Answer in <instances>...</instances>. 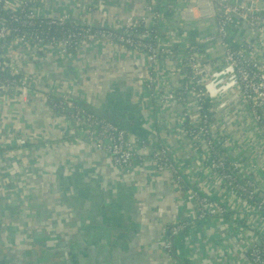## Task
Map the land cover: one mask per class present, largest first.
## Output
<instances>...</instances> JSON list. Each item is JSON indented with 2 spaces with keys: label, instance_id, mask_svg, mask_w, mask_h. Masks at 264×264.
<instances>
[{
  "label": "built area",
  "instance_id": "obj_1",
  "mask_svg": "<svg viewBox=\"0 0 264 264\" xmlns=\"http://www.w3.org/2000/svg\"><path fill=\"white\" fill-rule=\"evenodd\" d=\"M167 1L143 0L148 17L143 22L131 17L120 31L87 26L71 15L49 16L46 20L49 27L71 25L74 32L59 43L36 46H32L31 39L18 37L7 22L0 21V103L9 93L16 94L18 104L29 107L40 98L46 113H56L60 134L66 141L73 136L90 151L107 154L106 159L123 178L134 180L135 175H145L157 184L169 180L172 194L181 201L178 210L182 208L185 212L183 220L162 229V238L158 240L170 264H181L185 251L182 245L206 227L218 232L215 238L218 241L229 233L242 260L264 264V175L261 177V172L264 174V15L259 8L260 0H246L241 7L234 6L233 0H180L182 6L174 17L170 16L174 12L168 8ZM101 2L105 1L95 0L92 5L97 11L91 15L106 8ZM4 6L12 18L10 23L23 28H32L40 19V10L35 5L22 6V0H0V8ZM196 20L200 21L194 23ZM186 22L191 23V31L199 30L200 44L185 42ZM230 27L237 28L238 40L244 34L239 50L230 41ZM110 42L124 44L126 53L136 52L135 58L149 66L146 76H151L144 82L140 95L143 110L148 116H163L160 128L149 129L169 135L167 140L171 139L172 145L158 148L154 138H149L148 143L130 137L116 125L87 114L70 102L76 96L70 85L60 89L56 84L44 91L45 85L30 71L38 50L69 62L78 59L73 51L80 54L79 50L86 46ZM204 48L215 53L214 59L203 53ZM13 54L17 55L16 60ZM169 58L176 60L166 64ZM19 59L26 62L29 72L14 64ZM64 80H70L65 73ZM237 109L248 113L245 124L249 122L253 131L248 143L244 126L238 128L239 122L228 125L217 111L223 110L228 114L226 117H233ZM209 111L215 112L212 121ZM15 113L22 116L18 110ZM174 118L179 119V131L173 128ZM6 119H1L0 124L6 123ZM231 130L242 134L236 144L232 143L233 135H229ZM29 132L27 127L24 133ZM174 135L183 139L184 144L178 156L173 146ZM37 145L26 138L19 141L23 152ZM248 146L254 153L258 149L259 155H247ZM183 156L185 161L181 163ZM258 156L261 162L253 165ZM7 157L0 152V160ZM190 173L197 175L190 178ZM206 182L209 184L204 185ZM20 185L8 176L2 182L1 192L15 190ZM14 195L18 201L24 198V192ZM26 200L30 198L23 199L28 214L32 209L31 202ZM206 220V226H194ZM232 228H238L235 234ZM174 241H177L176 253ZM238 264L242 263L238 261Z\"/></svg>",
  "mask_w": 264,
  "mask_h": 264
},
{
  "label": "crops",
  "instance_id": "obj_2",
  "mask_svg": "<svg viewBox=\"0 0 264 264\" xmlns=\"http://www.w3.org/2000/svg\"><path fill=\"white\" fill-rule=\"evenodd\" d=\"M47 1L53 2L54 0ZM102 1L105 2H101V4L106 5L108 8V15L106 18H104V20L99 18V15H91V13H88L87 15V18L94 26L102 27L111 31H120L125 24V21L129 18L132 17L139 20L140 22H143L144 19L148 17L144 11L143 0L140 5L136 6H134L136 0ZM167 2L168 8L174 12L173 14L169 15L172 17L176 16L178 14L179 8L182 6V2L180 0H168ZM55 3L56 4L47 11L50 16H73L69 11L72 4L71 0H67L62 3ZM82 7V14L88 12V10L85 9L87 7L86 3L82 5ZM133 8L138 10V12L131 14ZM57 9L60 10V15L55 13V10ZM118 10H121V13H119ZM79 11L80 9H77L76 12L79 14ZM74 16L76 17L75 14ZM199 21L200 20H196L194 23H198ZM201 24L204 25V22L201 21ZM191 27L192 25L190 22L185 23V27L183 28L185 37H187L185 42H188V38L191 37L188 35L192 32ZM196 33L199 35V30L196 31ZM12 50L13 49L9 50V52L11 53ZM79 51L80 57H78L76 70L81 74V78L74 82H72L71 79L69 80L70 86L76 90V96L73 97L72 100H81V97H83L84 99H82V101L88 103L95 100V97L97 99L99 96H101L106 87H108V92L116 93L118 84L121 82H126V84L131 86L130 88H133V90H130L133 92L132 96L134 97V100H136V102L138 101L137 96L142 95L141 92L144 87V82L148 80L151 75L146 76L150 68L147 66L145 61L144 63H142L140 59L135 61V56L137 54L136 52L132 51L122 53L121 49L112 42L109 44L98 43L92 45L91 47L86 46ZM84 55H86L85 58L83 57ZM12 57L14 60L17 59V55L13 54ZM47 57L49 60H46V62L40 60L30 66L31 73L37 75V78L40 80V84L45 85L46 89L44 91H49V87L53 88L56 86V84L61 85L62 83L59 81V78L64 77L65 68L69 66L68 60L62 62L59 56H52L47 53ZM89 58H91V60ZM57 59L58 61H56ZM175 60L176 59L169 58L166 64L172 63ZM14 64L17 65L19 69L22 68L24 72H29V70L25 68L26 62H24V60L21 61L19 59ZM63 81L65 88L69 87L64 79ZM132 84H135V86ZM40 92L41 90H39V93ZM78 93L82 94L80 98ZM1 102L0 121L1 119L7 118L9 119V122L7 126H0V152L6 153L8 156L6 159L0 160V195H3L4 193V191L3 193L1 192L2 182H4L8 176L12 177L14 183L20 182L22 186L17 187L15 190L8 191V197L15 196L13 205L16 207L14 211L11 212V214H8V211H5L6 217L12 216L10 220L6 219L4 223L5 226L8 225V227L11 229V233L13 235V244H10V246L14 247L15 245L14 249L18 250H20V248H33V246L36 244L34 242L27 244L29 243V240L26 238V236L28 235L29 239L33 238V241L34 237L37 236L38 240L40 241L37 243V250L41 253V245L45 247V242L49 240V237H43L46 235V231L50 229L56 233V231H58L60 227L64 225L65 230L61 232L59 230L58 235L55 237L54 243L51 242V244L53 246L52 249L58 248L57 254L61 255L64 250H66L68 254L77 236L80 237V229H82L84 225L92 222L94 217H97L96 221L98 219L100 220L101 218H105V220L113 227L121 225L124 220L126 221L127 218L124 217L123 214L132 207H130L128 204L125 206L122 204L121 206H118V203H120V198L127 199V197H130L131 192L139 190L138 188L140 187L143 190V200H138V202L140 203V215H143V219L141 218L140 225L138 223L136 226L134 225L132 227L133 230L136 229L138 231V235L136 236L135 233L132 235V237L128 236L127 239L128 244H131L132 240L140 239V242L143 245V250H139L140 252L133 259L132 255H134L135 252L131 247L123 257L119 255L121 252H119V254L114 253L112 257L113 263L170 264L168 255L165 254L164 250L158 244V234L161 228H165L162 226L168 227L169 223L171 222L183 220L185 218V212L182 210V208L178 210L180 204L175 202L169 203L168 207L166 208L161 205V199H165L166 202H168L169 199L174 200V196L176 197V195L172 194L173 192L171 191V187L169 185L163 183V185L166 187V190L170 191V193H166V191H164L163 187L161 186L162 183L157 184L152 180L134 181L129 179L128 181H125L126 179L123 177L122 181L115 180L114 176L110 172L112 170V166L108 160L106 158H102L101 160L100 156L103 155L85 148L83 141L73 137L69 139V142L71 143H68L66 146V142L68 141H66L60 134L59 121H57L58 118H52L51 114L49 115V113L45 112V109H43L42 105L43 101L40 98H36L34 105L29 107L27 104H18V98H16V94L9 93L4 95V98ZM139 102V110L140 108L142 109V113L139 114V120L143 129L148 131L150 127L160 128V120L163 116H159V118H157L155 115L148 116L143 111V101L139 99ZM17 110L22 116H19L15 113ZM217 111L220 112V118H224L228 125L239 122L238 128L243 129L244 126L247 136L246 143H248L249 137L253 138V136H251L253 131L250 130L249 122L245 124V121H247L248 118L247 111L243 113L237 109L236 112H234L233 117H226L228 114L223 110ZM209 112L211 114L209 119L212 121L215 112ZM122 114L126 116L129 115L127 111L123 110ZM173 121V128L175 131H179L177 127L179 119L174 118ZM60 123L63 124V121ZM0 125H3V123ZM27 127L29 128L30 132L24 133L27 130ZM229 135H233L234 137L232 140L233 144L239 142L242 136L240 132L233 130L229 131ZM23 138H26L28 141H35V144L38 145L31 147L28 152H23L19 147V141ZM174 139H176V141L173 143V146L178 150V156L181 146L184 145L182 142L183 139L179 140L175 137V135ZM2 144L5 146V149L1 148L3 147ZM243 146L244 144L239 150H242ZM251 148V146H248L249 151ZM256 154H258L257 151H255L252 156ZM25 160L26 162H24ZM252 163L255 165L259 164L260 162L252 161ZM82 168L84 169V172H80ZM67 174L70 176H66ZM107 174L111 175L109 176ZM195 175L197 174L190 173V178L194 177ZM54 176L56 178V186L60 187L59 193L57 195L51 194V183ZM30 177L33 178L27 185V180H29ZM78 178H80L79 182L85 186L76 183L79 180ZM89 179L93 180L91 181ZM91 183L98 185L100 183L105 189H103L102 186H100L102 191L96 188V190L100 192V194L96 195L98 202L92 204L91 207L89 206L90 209H85L86 201L83 197L85 192L95 195V193L92 191L95 190V188H93ZM208 184L209 183L207 182L204 183V185ZM121 188L128 189V193L120 196L119 192ZM21 192H24L23 197L25 199L30 198L31 204L33 203V200L37 199L40 202V198L42 197L45 199L44 202L46 209L47 207H50L49 200L52 201V204L62 203V207L61 209L53 208L54 210L52 215H50V217L53 218L43 221L42 214L36 209H32L28 214H25L26 205L23 203L24 198L22 199L21 197V200L18 201V197L14 195L16 193L20 194ZM69 192H73V194H70ZM163 193L171 195V197L163 198ZM159 194H161V196H159ZM31 197L37 198L33 199ZM177 200L180 201L179 198H177ZM147 211H151L154 217L147 218L146 222L144 220L147 217ZM13 213H16V215ZM114 218L116 219L112 223L111 221ZM51 220L53 221L52 223H50ZM148 222H151V224L148 225ZM69 229L71 230L68 232L66 240H64L66 231ZM237 229L238 228H232V232L235 234V230ZM73 230H77L74 236L71 234ZM84 236L86 238V235ZM217 236L218 232L216 230L206 227L205 230H199V234L191 237L189 242L184 243L180 241L184 243L182 246L185 251L182 256L186 261L185 264H238V261L242 264H249L247 260H242L237 256V251L234 248L236 245L229 236V233L223 234L222 241L216 240L215 238H217ZM69 238H71V240H69ZM81 238L83 239V237ZM24 240L26 244L23 243ZM80 241L82 240L79 238V242L77 243V253L79 256L82 254H87L85 252V248L87 249L89 245H92L90 240L85 239L84 242L86 245L80 246ZM174 242L173 251L176 253L177 241ZM44 247L43 249L47 250V248ZM17 257L18 256H15L14 258ZM126 257H130V259H126ZM17 259H19V257ZM22 260H20V262ZM182 262L183 261H181V263ZM52 263H54V260H51L47 264ZM33 264H40V262L38 260H34ZM55 264L62 263L56 262Z\"/></svg>",
  "mask_w": 264,
  "mask_h": 264
},
{
  "label": "trees",
  "instance_id": "obj_3",
  "mask_svg": "<svg viewBox=\"0 0 264 264\" xmlns=\"http://www.w3.org/2000/svg\"><path fill=\"white\" fill-rule=\"evenodd\" d=\"M5 1H7V0H5ZM164 1H167V0H164ZM71 2H72V4L70 6L69 11L73 15V17L75 19H78V22H84V25L94 26L93 24H91V22L87 18L88 12H86L84 14H82V13L78 14L76 11H77V9H82L83 8L82 5H84L85 3H88V5L93 4L95 2V0H80V1L79 0L78 1L71 0ZM55 4L56 3L54 1L49 2L47 0H22V6L28 7L31 5H35L37 7V9L40 10V19L36 20L34 23V26L30 29L23 28L22 26L15 24V23H10V20H12V18L9 14L8 9L5 8L6 6H4L3 8H0V21L7 22L9 24L10 28L13 29L16 32V35L18 37H20L21 39H31L32 40V46H36L37 44H40V43H44V44H47L50 42L59 43L67 35L73 33L74 28L71 25H67L64 28H58V27H49L46 24V20L50 16L47 13V11ZM85 9L88 10V7H86ZM59 11L60 10L57 9V10H55V13L60 15L61 13ZM74 14L76 15V17L74 16ZM53 17H55V16H53ZM85 21H87L89 23H87ZM85 28H87V27H85ZM117 33L123 35V32H117ZM229 33H230V39H231L230 41L233 44V48L238 49V50L241 49L242 37L244 34H242L238 40L239 32H238L237 28L230 27ZM188 35L191 36L188 38L189 42L200 44V40H201L200 34L198 35L196 33V31H192ZM40 41H42V42H40ZM114 44H116L121 49L122 53H124L125 49H127L126 46L120 42H116ZM41 48L43 49V47H39L38 49H41ZM204 51L205 52H203V53H205L209 58L214 59L215 53L212 50L204 48ZM130 52H132V51H130ZM73 53H74L75 57H77V58L80 57V55L78 54L77 51H73ZM138 54H140V53H138ZM40 60H42L44 62H46V60H49L45 51L38 50L36 52V59L34 61L37 62ZM138 60H139V58H135V61H138ZM77 61H78V59L70 60L68 63L69 66H67L65 68V71H64V73L69 77V79H71L72 82L81 78V74L78 73L76 70ZM181 81H183V80H181ZM66 83L68 85H70L69 81H66ZM132 85L135 86V84H132ZM130 87L131 86L126 84V82H121L120 84H118L116 93L108 92V87H106V89L102 93V95L98 97L102 100V106L101 107H98V106L91 107V108L89 107L91 103L95 102V100L91 101V103L90 102L86 103V102H83L81 100H72L71 99L70 102L75 103V104L77 103L76 106L81 108L85 113L94 115L99 119H102L106 122H109L111 124L116 125L117 127H119V129L124 130L130 137L134 136L140 140H148L151 137V135L148 131L143 129V127L140 123V120H139V118H140L139 114L142 113V109L140 108V110H139V106H140L139 99H140V97L138 98V101L136 102V100H134V97L132 96L133 92L130 90V89L133 90V88H130ZM107 98H112L115 101H117V105L111 106L110 104L106 103ZM95 99H96V97H95ZM122 110L129 112L130 115L133 117H130V115L126 116V115L122 114ZM100 112L104 113V115L101 116L99 114ZM103 156H108V155L103 154ZM263 175H264L263 172H261L262 178H263ZM78 179H79L78 180V182H79L80 178H78ZM91 185L93 186V188L96 189L97 185H95V183H91ZM161 186L163 187V190L166 191V193H170L169 190H166V187L163 185V183L161 184ZM138 189L139 190H137V191L131 192L130 197H127V199L120 198V203H118V206L119 205L121 206V204L123 206L128 204L130 207H132L130 210L132 211V214H134V215L137 214L136 212L139 211V208H140V203L138 202V200H141V199L143 200V198H142L143 190L140 187ZM119 194H120V196H123V195H125V192H123L122 189H120ZM164 195H168V194H164ZM128 199H131V202H127ZM69 200H71V199H69ZM206 224H207V220L200 223V224H195L194 226L201 227V226H206ZM62 253L66 254V256H67L66 250H64ZM14 259H16V258H14ZM18 262H20V260H18L17 263ZM2 263L8 264L7 261H1L0 264H2ZM55 263L56 262H54L52 264H55ZM185 263H186V261L183 260V262L181 264H185ZM20 264H33V263L32 262L24 263V261H23V262H20Z\"/></svg>",
  "mask_w": 264,
  "mask_h": 264
},
{
  "label": "rangeland",
  "instance_id": "obj_4",
  "mask_svg": "<svg viewBox=\"0 0 264 264\" xmlns=\"http://www.w3.org/2000/svg\"><path fill=\"white\" fill-rule=\"evenodd\" d=\"M141 2H142V0H136V3L134 4V6L140 5ZM96 4H97V2H96ZM107 9H108L107 7L106 8H103L102 11L100 12V14L97 13L95 15H99L100 16L99 18H102L104 20V18H106L107 15H108ZM96 10L97 9L95 7H90L89 10H88V13H93ZM118 12L121 13V10H118ZM134 12H138V10H136V9L133 8V10L131 11V14H133ZM113 36H114V34H113ZM89 59L91 60V58H89ZM107 59H108V57H107ZM63 79H64V77H60L59 78V81L62 83L61 85L58 84V87L60 89H65V84H64ZM81 95L82 94L78 93L79 98L81 97ZM139 97H140V95H138V98ZM81 98L84 99L83 97H81ZM82 99H81V101H82ZM88 100H89V98H88ZM90 103H91V101H90ZM106 103L110 104L111 106L112 105H117V101H115L112 98H107ZM96 106H98V107H101L102 106V100L100 98L95 99V102L94 103H91L89 107L91 108V107H96ZM58 114H60V113H58ZM51 115H52V118L57 117V116H55L56 113H52ZM129 115H130V113H129ZM130 117H133V116L130 115ZM8 122H9V119H6V123H3V125H0V126H7L8 125ZM172 130L173 129H171V131ZM148 131H149L150 135L155 134L152 137H150V139H153L154 138V139L157 140V143L156 144H158V148H165L167 146L172 145L171 139L169 141L167 140L169 138V135L166 136L165 134L160 133V132H158L155 129H149ZM171 136H172V133H171ZM72 137L73 136H69V137H67V139L72 138ZM149 142L150 141L148 140V143ZM173 142H174V140H173ZM68 143H71V142L68 141L66 143V146H67ZM256 151L258 152V149H256ZM252 153H254V151H252V149H250V151L247 153V155H251ZM100 158L102 160V158H107V157L106 156H100ZM180 161H181V163H184L185 156L181 157L180 158ZM258 161L261 162L259 156H258ZM72 168H73V166H72ZM80 172H84V169L82 168V170ZM110 172L114 176L115 180L122 181V175L118 172L117 169L113 168V166H112V170ZM107 175L110 176L111 174H107ZM66 176H70V175L67 174ZM32 178L33 177H30V179L27 180V185H28L29 181ZM133 178H134V181L152 180V178H149L148 176H145V175H143V176L142 175H140V176H136L135 175ZM124 179H126L125 181H128L127 178L124 177ZM89 180L92 181L93 179H89ZM78 183L80 185H82V186H85V185L81 184L80 182H78ZM165 184L168 185L169 184V180H166ZM51 185H52V192H51V194L52 195H57L59 193L60 187H57L56 186V178H55V176L53 177V181H52ZM100 186H102V184L99 183V185H97L96 188L102 191L103 186H102V188H100ZM20 187H22V186L20 185ZM47 188H49V187H47ZM103 189H105V188H103ZM121 189L125 193H128V191H129L128 189H125V188H121ZM91 190H92V188H91ZM92 191L95 193V195L100 194V192H98L96 189L95 190H92ZM160 193H161V191H160ZM70 194H73V192H71ZM71 196H73V195H71ZM159 196H161V194H159ZM170 197H171V195H164L163 196V198H170ZM36 198L37 197H34V199H36ZM174 198H175L174 200L173 199H169L168 202H166L165 199H161L160 200L161 205L164 208H166V207H168V204L169 203H173V202H175L177 204H180L181 203V201L177 200V198H178L177 195H176V197L174 196ZM13 201L14 200H13V197L12 196H9L8 197V192L7 191L4 192L3 195H0V240L3 241V242L0 241V255H3V256H0V262L1 261H7L8 264H20V262L17 263V261L18 260L25 259V260H22L21 262L24 261V263H29V262H33L34 263V260L35 261L38 260L40 262V264H47L51 260H54V262H55L60 257H61L62 260H66V258H67L66 254H64V253H62L61 255L60 254H57L58 248L57 249L56 248L52 249L53 246L51 244V242L54 243L55 237L59 233L58 231L60 230V232H61V231H64L65 230L64 225H62L60 227V229L58 231H56V233L53 232V230H50V229L48 231H46V235H44L43 237L44 238L45 237H49V240L45 242V247L43 245H41L42 246L41 247V250H42L41 253L37 250V247H38L37 243L40 242L38 240L37 236L34 237V241H33V238L32 239H29L28 235L26 236V238L29 240V243H27V244H31L32 242H34L36 244V245L33 246V248H30L29 246H27L29 248H25V249L24 248H20V250H18V249H14L15 245H14V247L10 246V244H13L12 243V237H13V235L11 233V229L8 227V225L5 226L4 223H5V220L6 219L7 220H10L11 217H12V216L11 217H8V216L6 217L5 216V211L6 212L8 211L7 213L8 214H11V212L14 211V209L16 208L13 205ZM44 201H45V199L42 198V197L40 198V202H39L38 199L36 200L37 206L39 207V204L41 205V209H36V210L40 211V213L42 214V220L43 221H47L48 219L53 218V217H50V215H52V212L54 210L53 208L61 209L62 203H59V204H55L54 203V204H52L51 203L52 201L49 200L50 207H47V209H46L45 208V202ZM26 202L29 203L30 200H26ZM34 202H35V200H33V203ZM33 203L31 204V209H34V204ZM131 213H132V211L129 209L124 214L125 215H127V214L132 215ZM14 215H16V214H14ZM152 217H154L153 213H151V211H147V217H146V219L144 221L147 222V218H152ZM161 217H163V216H161ZM14 218H15V216H14ZM141 218L143 219V215H139L137 217L138 222H139V225L141 224ZM52 222L53 221L51 220L50 223H52ZM147 224L149 225V224H151V222H148ZM162 227H165L166 228L167 226H162ZM71 229H69L68 231H66V236L64 237V240H66L67 234H68V232H70ZM161 229H160L159 234H158V237H159L158 240L162 238ZM134 230L136 231V236H137L138 235V231L136 229H134ZM76 231L77 230H73L71 232V234L74 236L76 234ZM69 240H71V238H69ZM23 243L26 244L25 243V240L23 241ZM129 245L132 248V250L135 252L134 255H132V259L135 258L138 255V253L140 252L139 250H143V245L141 244L140 239L132 240L131 244H129ZM43 247L44 248H47V250H44ZM20 253H22V254H20ZM43 253H47V254H43ZM15 256H18L19 259L17 260L18 257L16 259H14ZM126 259H130V257H126Z\"/></svg>",
  "mask_w": 264,
  "mask_h": 264
},
{
  "label": "water",
  "instance_id": "obj_5",
  "mask_svg": "<svg viewBox=\"0 0 264 264\" xmlns=\"http://www.w3.org/2000/svg\"><path fill=\"white\" fill-rule=\"evenodd\" d=\"M245 3L246 0H233V5L236 7H241ZM86 6L88 7V9L90 7H93L92 4L88 5V3H86ZM259 8L264 15V0H260ZM99 114L101 116L104 115V113L102 112H100ZM83 197L86 201L85 209H90L89 206L91 207L92 204L98 202V198L94 194L85 192ZM34 209H41L40 204L39 207L37 206L36 200L34 202ZM136 213L137 214L135 215L123 214V216L126 217L127 220H124L121 225H117L116 227L110 225L105 220V218H101L100 220L98 219L96 221L97 217H94L92 219V222L84 225L83 228L80 229V237L77 236V238L75 239L74 244L71 246V249L67 254L66 260H62L60 257L58 260H56V262L58 261L62 264H114L115 262L113 263L112 259L113 254H119V252H121V254L119 255L123 257L130 248L127 238L128 236L132 237V235L136 233V231L133 230L132 227L134 225L136 226L139 223L137 217L141 212L137 211ZM115 219L116 218L112 219L111 222L113 223ZM83 234L86 235V238ZM81 237H83V239ZM79 238L82 240L80 241V246L86 245L84 242L85 239L90 240L92 243V245H89L87 249L85 248V252L87 254H82L81 256H79L77 253V243L79 242Z\"/></svg>",
  "mask_w": 264,
  "mask_h": 264
},
{
  "label": "flooded vegetation",
  "instance_id": "obj_6",
  "mask_svg": "<svg viewBox=\"0 0 264 264\" xmlns=\"http://www.w3.org/2000/svg\"><path fill=\"white\" fill-rule=\"evenodd\" d=\"M78 184V182H76ZM95 185H98V184H95ZM94 185V186H95ZM80 191V190H79ZM80 194V193H79ZM127 202H131V199H128Z\"/></svg>",
  "mask_w": 264,
  "mask_h": 264
}]
</instances>
